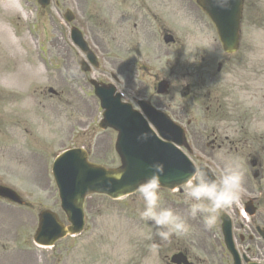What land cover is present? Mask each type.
<instances>
[{
    "label": "rangeland",
    "instance_id": "obj_1",
    "mask_svg": "<svg viewBox=\"0 0 264 264\" xmlns=\"http://www.w3.org/2000/svg\"><path fill=\"white\" fill-rule=\"evenodd\" d=\"M7 1L0 0V16L5 9L8 10L7 33L11 40L17 41L16 48L19 55L13 51L5 52L0 49V94L2 96L0 97V117H3L5 121L0 124V184L17 191L26 202L33 204L37 211L39 205L55 208V193L46 170H49L50 162L58 152V148L50 156L49 146L53 144L57 147L61 146L67 138L66 142L69 145H87L94 140L92 159L109 166L116 165L118 161L113 152L115 134L111 131L101 132L96 129L99 112L95 113L93 110L97 105L93 99L88 98L89 107L83 115L70 106L66 107L63 104H57L54 99L51 100L52 104H57L66 111L65 116L59 119L60 123L49 121L46 111H41L36 105L31 104L27 95L37 94L38 91L45 90L47 87H53L56 91L61 89L60 74L57 70L60 66L58 61L53 59L57 57L61 64L59 46L55 50L56 54H49V41L55 36L58 19L55 15H53V21L48 16H42L31 0H18L19 7L15 3L8 5ZM25 2L29 7H25ZM260 8H264V2L260 4ZM17 9L24 11L25 14V16L20 14L19 21L16 19V16L20 17L16 12ZM260 32L261 30H259V40L264 41V34L261 35ZM262 47L264 50V45ZM12 68L15 70L23 68L25 71L26 76L23 77L25 81L19 83L20 90L8 89L3 82L5 78L1 77L5 71L12 72ZM83 89L90 94L88 85L85 84ZM45 96L48 97V94ZM23 105H27V108ZM93 114L94 122L91 120ZM79 122L89 124V129L84 135L80 132L85 129L83 126L87 123L82 126ZM51 124L54 126L50 127ZM76 133L80 134L76 135ZM91 201L96 209L92 216V231L85 233L80 239L67 240L57 245L64 264H73L76 248L84 249V264H104L103 251L112 247L109 236L121 232L122 228L129 223L130 216L124 209H120V213H117L115 217L123 222L119 221L116 228H108L109 219L113 220L108 207L120 206V204H112L103 198ZM28 210L9 206L0 201V246L7 248V250L0 248V264H45L47 259L44 256L30 250L33 248L29 239L36 221H32L34 213ZM100 210L101 214L98 218ZM146 231L150 232L151 229L146 228ZM100 236L105 238L102 239ZM66 245H71L73 252L64 253ZM59 254L55 253L53 259L57 260ZM218 258L219 252L216 250L211 255L213 264H219ZM148 263H152V257L149 258Z\"/></svg>",
    "mask_w": 264,
    "mask_h": 264
},
{
    "label": "clouds",
    "instance_id": "obj_2",
    "mask_svg": "<svg viewBox=\"0 0 264 264\" xmlns=\"http://www.w3.org/2000/svg\"><path fill=\"white\" fill-rule=\"evenodd\" d=\"M151 168L152 174L137 188L144 202L139 215L142 220L152 225L155 229L154 235L160 242L166 243L173 236L186 234L190 226L184 216L162 206L160 176L163 174V165L154 164ZM244 192L243 173L238 167L229 165L218 177H211L203 167L195 168L185 181L183 195L184 202L188 205V214L192 218L199 215L205 227L211 229L220 213L238 203Z\"/></svg>",
    "mask_w": 264,
    "mask_h": 264
},
{
    "label": "water",
    "instance_id": "obj_3",
    "mask_svg": "<svg viewBox=\"0 0 264 264\" xmlns=\"http://www.w3.org/2000/svg\"><path fill=\"white\" fill-rule=\"evenodd\" d=\"M74 163L77 166L78 169V173L80 175V177H77V186L76 189L79 191L80 195H83L84 193H86L87 191H99L102 192L105 187L103 186V183L105 182V175H100L99 177H97L96 179H94L93 181H86L84 182L82 179L85 178V174L82 172V168H81V164L80 162H78L76 159H74ZM146 166V165H143ZM140 172H142V174L145 175L144 178L142 179H147L150 175L151 172L148 168L140 169ZM131 174V172L128 170L125 172V177H128Z\"/></svg>",
    "mask_w": 264,
    "mask_h": 264
},
{
    "label": "flooded vegetation",
    "instance_id": "obj_4",
    "mask_svg": "<svg viewBox=\"0 0 264 264\" xmlns=\"http://www.w3.org/2000/svg\"><path fill=\"white\" fill-rule=\"evenodd\" d=\"M133 27L136 30V32H131V36L135 39L138 37H141L144 42L148 44V46H151L152 52L160 55H163L164 52H162L158 47L152 46V44L156 40V28H153L151 26H148L144 24L143 22H139L137 19L133 20ZM168 54V53H167ZM154 60L158 63V57L156 56ZM243 229V227H240ZM247 233V232H246ZM241 236V235H240ZM246 240L244 238L241 239V243H244ZM249 241V238H248ZM181 252V250H179Z\"/></svg>",
    "mask_w": 264,
    "mask_h": 264
},
{
    "label": "bare ground",
    "instance_id": "obj_5",
    "mask_svg": "<svg viewBox=\"0 0 264 264\" xmlns=\"http://www.w3.org/2000/svg\"><path fill=\"white\" fill-rule=\"evenodd\" d=\"M0 32H3V26L0 24Z\"/></svg>",
    "mask_w": 264,
    "mask_h": 264
}]
</instances>
